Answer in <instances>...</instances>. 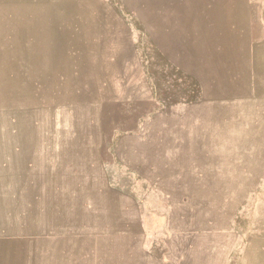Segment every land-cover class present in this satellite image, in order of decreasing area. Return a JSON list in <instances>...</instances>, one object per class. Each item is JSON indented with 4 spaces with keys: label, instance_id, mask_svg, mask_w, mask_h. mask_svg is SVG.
Returning a JSON list of instances; mask_svg holds the SVG:
<instances>
[{
    "label": "rangeland",
    "instance_id": "1",
    "mask_svg": "<svg viewBox=\"0 0 264 264\" xmlns=\"http://www.w3.org/2000/svg\"><path fill=\"white\" fill-rule=\"evenodd\" d=\"M50 163L78 264H264V0H0V264Z\"/></svg>",
    "mask_w": 264,
    "mask_h": 264
},
{
    "label": "crops",
    "instance_id": "2",
    "mask_svg": "<svg viewBox=\"0 0 264 264\" xmlns=\"http://www.w3.org/2000/svg\"><path fill=\"white\" fill-rule=\"evenodd\" d=\"M196 122H198V124L195 127L198 129L202 128V130L196 129L192 132V134H196V136L204 135V139H206L209 135V131L206 128L203 130V119L201 115L198 116ZM205 143L208 144L207 142ZM75 150H78V148H75ZM60 159H62L61 163L63 164L62 156ZM56 160H58V158H56ZM54 164H45V166L42 165L39 170L40 173L37 178L38 180L33 181L37 184L36 187L26 189L27 191H32V196L34 193L33 191L37 192L39 190L40 196H38V198H40V201L47 200V202L44 201L46 205H48L49 202L48 208H50L51 211L47 213L51 217V226L55 228V232L53 234H48L45 230H42V227L41 232L38 234L39 236L31 237V240L29 239L32 242V245L30 246L29 252H26L27 257L29 256V258H26V262L30 264H78V170L75 169V174L74 169H72L70 173L65 174L63 173L64 171L62 172V164L59 168L57 165L54 166ZM66 216H68V218H66ZM69 222H71L72 227L75 226L71 231L64 229V225ZM46 223H48V220H46Z\"/></svg>",
    "mask_w": 264,
    "mask_h": 264
}]
</instances>
